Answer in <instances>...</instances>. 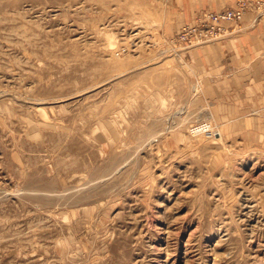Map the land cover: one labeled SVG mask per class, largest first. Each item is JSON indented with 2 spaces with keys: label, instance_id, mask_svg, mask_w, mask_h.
<instances>
[{
  "label": "rangeland",
  "instance_id": "1",
  "mask_svg": "<svg viewBox=\"0 0 264 264\" xmlns=\"http://www.w3.org/2000/svg\"><path fill=\"white\" fill-rule=\"evenodd\" d=\"M192 20L0 0V264H264V115L212 101Z\"/></svg>",
  "mask_w": 264,
  "mask_h": 264
},
{
  "label": "crops",
  "instance_id": "2",
  "mask_svg": "<svg viewBox=\"0 0 264 264\" xmlns=\"http://www.w3.org/2000/svg\"><path fill=\"white\" fill-rule=\"evenodd\" d=\"M166 2L179 22L194 18L202 10H221L235 0ZM252 15L247 12L244 28L235 36L192 49L191 63L196 76L206 81L215 104L233 112L259 110L256 113L261 116L264 115V18L250 24Z\"/></svg>",
  "mask_w": 264,
  "mask_h": 264
},
{
  "label": "built area",
  "instance_id": "3",
  "mask_svg": "<svg viewBox=\"0 0 264 264\" xmlns=\"http://www.w3.org/2000/svg\"><path fill=\"white\" fill-rule=\"evenodd\" d=\"M251 12L250 24L264 18V0H235V3L218 11L203 10L194 20L181 25L174 35L176 43L187 49L229 38L243 30V20Z\"/></svg>",
  "mask_w": 264,
  "mask_h": 264
},
{
  "label": "bare ground",
  "instance_id": "4",
  "mask_svg": "<svg viewBox=\"0 0 264 264\" xmlns=\"http://www.w3.org/2000/svg\"><path fill=\"white\" fill-rule=\"evenodd\" d=\"M250 21H251V20H250ZM179 49H180V48H179ZM177 52H178V50H177ZM196 88H197V87H196ZM197 89H198V88H197ZM218 133H219V135L221 136L222 133H221V132H218Z\"/></svg>",
  "mask_w": 264,
  "mask_h": 264
}]
</instances>
